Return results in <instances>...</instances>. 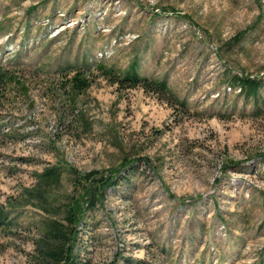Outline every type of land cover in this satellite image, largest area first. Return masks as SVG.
<instances>
[{"label":"rangeland","instance_id":"1","mask_svg":"<svg viewBox=\"0 0 264 264\" xmlns=\"http://www.w3.org/2000/svg\"><path fill=\"white\" fill-rule=\"evenodd\" d=\"M90 171L111 181L92 209ZM41 187L82 207L78 264H264V0H0V264L36 255Z\"/></svg>","mask_w":264,"mask_h":264},{"label":"trees","instance_id":"2","mask_svg":"<svg viewBox=\"0 0 264 264\" xmlns=\"http://www.w3.org/2000/svg\"><path fill=\"white\" fill-rule=\"evenodd\" d=\"M100 70L108 76L113 82L120 85H126L127 87L143 86L146 89L158 91L161 94L170 93L168 84L164 80H153L143 76H140L136 71L114 72L112 68H108L104 65H99ZM71 86L75 91L86 90L90 86L89 78L83 75L80 71L74 72L70 79ZM233 84H238L240 90L247 98H252L254 101H258L260 88L262 87V81L258 78H251L247 76L235 75L233 77ZM184 105L185 101L179 100ZM259 104L255 110H259ZM58 167H51L40 173V181L45 186H49L61 181V175ZM97 171H90L84 175V181L91 183L86 189L91 193L88 200V208H94L103 197L106 186L111 184L109 179L103 177H97ZM81 181L79 179L74 180L75 186L78 187ZM87 183V184H88ZM47 187H41L34 190L35 197L39 200L40 206L45 209L49 216L43 224V229L39 239L36 241V255L30 264H78L75 256L72 254L73 240L76 237V226L82 207L74 204L71 199L65 201L60 210L63 217H57L58 209H50L49 205L44 197V192ZM102 193V194H101ZM42 202V203H41ZM12 224V218L9 211L0 207V231L5 230L6 227Z\"/></svg>","mask_w":264,"mask_h":264}]
</instances>
